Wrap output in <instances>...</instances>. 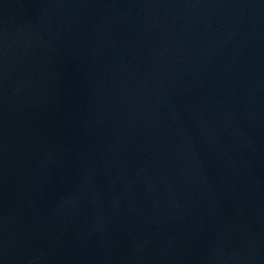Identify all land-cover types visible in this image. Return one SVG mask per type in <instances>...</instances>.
<instances>
[{"label":"water","instance_id":"95a60500","mask_svg":"<svg viewBox=\"0 0 264 264\" xmlns=\"http://www.w3.org/2000/svg\"><path fill=\"white\" fill-rule=\"evenodd\" d=\"M0 264H264V0H0Z\"/></svg>","mask_w":264,"mask_h":264}]
</instances>
